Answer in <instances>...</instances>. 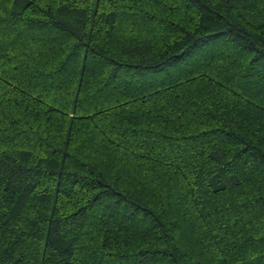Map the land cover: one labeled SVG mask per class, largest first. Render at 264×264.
Returning a JSON list of instances; mask_svg holds the SVG:
<instances>
[{
  "label": "trees",
  "instance_id": "16d2710c",
  "mask_svg": "<svg viewBox=\"0 0 264 264\" xmlns=\"http://www.w3.org/2000/svg\"><path fill=\"white\" fill-rule=\"evenodd\" d=\"M0 264H264V0H0Z\"/></svg>",
  "mask_w": 264,
  "mask_h": 264
}]
</instances>
